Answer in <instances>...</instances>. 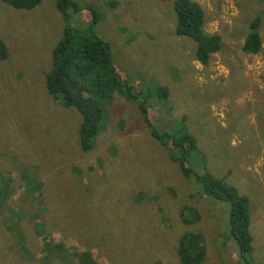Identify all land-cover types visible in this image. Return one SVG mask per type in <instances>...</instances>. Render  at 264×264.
I'll return each instance as SVG.
<instances>
[{
    "label": "rangeland",
    "instance_id": "1",
    "mask_svg": "<svg viewBox=\"0 0 264 264\" xmlns=\"http://www.w3.org/2000/svg\"><path fill=\"white\" fill-rule=\"evenodd\" d=\"M71 1L78 9L64 12L57 0L31 9L0 1L2 264H180L186 235L200 236L203 264H264V1L195 0L204 31L221 36L206 64L196 41L175 32L173 0ZM257 17L262 45L245 53ZM65 27L104 39L122 83L145 96L155 130L188 131L201 150L191 167L203 164L248 196L250 255L230 235L227 203L182 175L124 94L104 104L92 148L81 147V115L45 87Z\"/></svg>",
    "mask_w": 264,
    "mask_h": 264
},
{
    "label": "trees",
    "instance_id": "2",
    "mask_svg": "<svg viewBox=\"0 0 264 264\" xmlns=\"http://www.w3.org/2000/svg\"><path fill=\"white\" fill-rule=\"evenodd\" d=\"M15 9H31L41 0H0ZM176 14L175 32L178 35L191 36L197 43L195 58L206 64L210 56L221 49V36L218 33L204 31V12L195 0H173ZM259 1V0H258ZM264 1V0H262ZM57 8L64 12L68 5L73 9L78 6L71 0H57ZM67 17L66 14H64ZM260 19H253L241 45L245 53L259 52L262 40L259 34ZM7 52L0 40V59ZM45 87L48 93L63 107H73L82 117L78 128L81 147L90 150L93 139L100 130L104 115V104L109 105L113 94H124L127 99L136 102L146 125L153 137L167 147L172 160L178 162L184 177H193L201 184L204 194L216 201L227 203L229 208V232L239 247L241 257H246L251 249L250 203L247 195L223 178L202 169H193L192 161L196 152H200L196 138L185 131L180 135H171L168 131L158 133L149 120L145 96L133 91L122 83L112 64L109 44L92 31L77 36L70 27L63 29V34L52 49L51 67L45 73ZM107 115V113H106ZM10 153L9 155H12ZM204 160L202 161V163ZM192 166V167H191ZM5 191L0 188V194ZM6 197L1 201L4 203ZM177 253L180 264H203L205 249L199 235H186L178 245ZM248 254V255H247ZM0 264H2L0 259Z\"/></svg>",
    "mask_w": 264,
    "mask_h": 264
}]
</instances>
